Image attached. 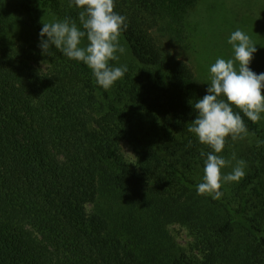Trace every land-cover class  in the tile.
<instances>
[{"label":"trees","instance_id":"trees-1","mask_svg":"<svg viewBox=\"0 0 264 264\" xmlns=\"http://www.w3.org/2000/svg\"><path fill=\"white\" fill-rule=\"evenodd\" d=\"M198 1L114 0L138 68L134 117L86 64L54 46L42 55L44 16L82 29L71 0L20 3L31 35L19 43L6 37L9 0H0V264H264L261 150L244 158L249 173L234 193L197 194L213 150L187 129L207 90L163 40L184 42ZM172 224L189 231L191 250L178 247Z\"/></svg>","mask_w":264,"mask_h":264},{"label":"clouds","instance_id":"clouds-1","mask_svg":"<svg viewBox=\"0 0 264 264\" xmlns=\"http://www.w3.org/2000/svg\"><path fill=\"white\" fill-rule=\"evenodd\" d=\"M71 3L80 9L78 18L82 29L71 18L51 22L42 18L38 47L42 55L51 56L50 48L54 46L66 57L83 62L92 70L97 84L108 90L128 71L127 65L110 64L120 59L117 53L125 52L118 38L127 30V18L114 11V0H71ZM85 38L88 43L83 45ZM228 43L233 45L239 68L234 67L233 59L223 58L211 66L207 94L195 102L198 115L187 129L201 144L213 150L204 161V182L197 186L198 195H208L213 200H220L224 195L222 181L238 182L245 176L246 162L242 159L231 172L222 175L221 169L231 161L214 154L224 150L227 137L235 142L248 135L240 112L234 113L232 106L254 123L264 113V73L257 74L249 66L258 51L256 45L239 29L231 34ZM232 159H236L235 153Z\"/></svg>","mask_w":264,"mask_h":264},{"label":"rangeland","instance_id":"rangeland-1","mask_svg":"<svg viewBox=\"0 0 264 264\" xmlns=\"http://www.w3.org/2000/svg\"><path fill=\"white\" fill-rule=\"evenodd\" d=\"M26 0H9V25L6 29V37L9 43H19L30 38L31 32L22 18L20 12V3ZM45 22L57 20L54 14L44 16ZM237 29L248 35L258 51L253 54L254 59L250 62V68L255 73H264V0H199L192 7L184 22V42L176 43L170 37H164L163 44L165 50L173 58H179L186 61L192 68L197 82L207 90L211 81L210 68L217 61L223 58L226 61L233 59L234 67L238 70L239 62L235 61V52L232 44H229L231 34ZM119 43L125 48L123 54H119L118 61H110L114 66L127 65L128 71L124 77L108 89L110 94L121 103L134 117L138 108L135 107V94L131 90L135 88V73L137 65L132 56L128 44L120 35ZM88 42L86 38L82 41L83 45ZM131 76V84H128L127 77ZM134 91V90H133ZM261 119L257 122L258 133L251 132L248 129V135L242 140L232 141L231 137L226 138L224 155L226 161H231L221 169L222 175L231 172L238 160H246V156L260 152L264 154V113H261ZM156 118L155 116H153ZM158 119V118H157ZM145 121V118H144ZM154 135L151 136L153 139ZM123 154L125 159L131 163H136L134 151L128 143H123ZM236 148L237 151L233 152ZM230 149V151H229ZM235 153L236 159L232 156ZM242 155V156H241ZM247 162L244 168L245 175L249 173ZM243 178V177H242ZM242 178L238 182L224 183L222 187L227 193H234L238 188ZM92 206L89 207L91 210ZM170 233L181 249H192L193 238L189 231L180 224H172Z\"/></svg>","mask_w":264,"mask_h":264}]
</instances>
